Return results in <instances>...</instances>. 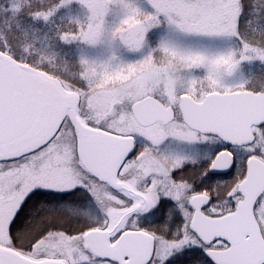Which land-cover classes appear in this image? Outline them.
Returning <instances> with one entry per match:
<instances>
[{
    "label": "snow or ice",
    "instance_id": "1",
    "mask_svg": "<svg viewBox=\"0 0 264 264\" xmlns=\"http://www.w3.org/2000/svg\"><path fill=\"white\" fill-rule=\"evenodd\" d=\"M0 264H264V0H0Z\"/></svg>",
    "mask_w": 264,
    "mask_h": 264
}]
</instances>
